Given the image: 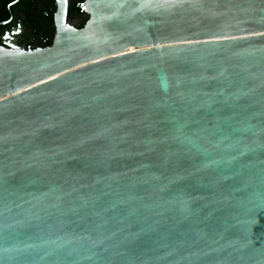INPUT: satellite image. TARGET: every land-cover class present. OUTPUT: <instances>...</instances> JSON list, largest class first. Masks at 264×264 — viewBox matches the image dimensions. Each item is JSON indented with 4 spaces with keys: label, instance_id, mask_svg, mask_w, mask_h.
<instances>
[{
    "label": "water",
    "instance_id": "obj_1",
    "mask_svg": "<svg viewBox=\"0 0 264 264\" xmlns=\"http://www.w3.org/2000/svg\"><path fill=\"white\" fill-rule=\"evenodd\" d=\"M0 48V264H264V0H57Z\"/></svg>",
    "mask_w": 264,
    "mask_h": 264
},
{
    "label": "flooded vegetation",
    "instance_id": "obj_2",
    "mask_svg": "<svg viewBox=\"0 0 264 264\" xmlns=\"http://www.w3.org/2000/svg\"><path fill=\"white\" fill-rule=\"evenodd\" d=\"M57 0H0V48L35 50L53 44ZM86 0H68L67 24L82 29Z\"/></svg>",
    "mask_w": 264,
    "mask_h": 264
}]
</instances>
